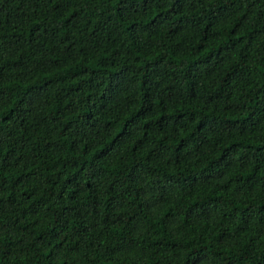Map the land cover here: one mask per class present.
I'll return each instance as SVG.
<instances>
[{
	"label": "trees",
	"instance_id": "obj_1",
	"mask_svg": "<svg viewBox=\"0 0 264 264\" xmlns=\"http://www.w3.org/2000/svg\"><path fill=\"white\" fill-rule=\"evenodd\" d=\"M0 264H264V0H0Z\"/></svg>",
	"mask_w": 264,
	"mask_h": 264
}]
</instances>
